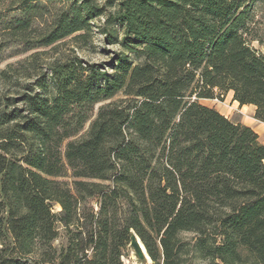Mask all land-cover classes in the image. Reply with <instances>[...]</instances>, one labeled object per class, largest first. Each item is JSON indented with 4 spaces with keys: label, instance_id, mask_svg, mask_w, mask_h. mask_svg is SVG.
Segmentation results:
<instances>
[{
    "label": "trees",
    "instance_id": "trees-1",
    "mask_svg": "<svg viewBox=\"0 0 264 264\" xmlns=\"http://www.w3.org/2000/svg\"><path fill=\"white\" fill-rule=\"evenodd\" d=\"M256 1H10V42L115 49L0 71V264H124L131 230L151 264H264V145L199 102L264 122Z\"/></svg>",
    "mask_w": 264,
    "mask_h": 264
},
{
    "label": "rangeland",
    "instance_id": "rangeland-1",
    "mask_svg": "<svg viewBox=\"0 0 264 264\" xmlns=\"http://www.w3.org/2000/svg\"><path fill=\"white\" fill-rule=\"evenodd\" d=\"M11 0H0V45H4V48L1 52V64L0 71L5 69L8 65H16L28 60L32 55H36L43 62L48 63L55 59H62L68 56H77L83 61L90 63H101L108 61V55L103 52V49L108 51H114V47H103L101 43L102 37L98 34L93 35V46H88L87 48H78L75 43L70 39L66 38L58 43H55L51 46H38L36 45V38H33L34 43L23 44L22 42H10L6 36L5 28L8 25V20L13 17H20V12L17 10H12L14 7L10 5ZM98 4H103L106 0H94ZM47 11L54 13L55 9L58 8V4H47ZM18 7V6H17ZM253 14V22L250 25L251 35L248 36L249 45L255 49L260 55L264 56V0H257L250 8ZM48 19V16H45ZM103 22V19H97L93 22V31H96L97 26ZM42 26V25H41ZM254 37L256 40L252 41ZM32 47L29 49V47ZM233 92H227L221 94L215 99H201L199 102L202 105H205L209 108L217 110L219 113L224 115L230 121L235 123L239 122V112L237 109L231 108ZM103 104H97L94 108V114H96L98 107ZM87 126L85 127V129ZM80 136V135H79ZM78 136V137H79ZM75 137L74 139H77ZM67 142V141H66ZM63 145V148L66 144ZM62 148V150H63ZM62 181L71 182L72 179L64 178L60 179ZM55 211H59V206L54 207ZM191 234L184 235V238L190 239ZM63 241L62 238L55 242V246H58ZM125 256L122 257L124 264L135 263L140 264L133 256V251L130 247L125 250ZM145 264H151L150 261H147Z\"/></svg>",
    "mask_w": 264,
    "mask_h": 264
},
{
    "label": "crops",
    "instance_id": "crops-1",
    "mask_svg": "<svg viewBox=\"0 0 264 264\" xmlns=\"http://www.w3.org/2000/svg\"><path fill=\"white\" fill-rule=\"evenodd\" d=\"M231 108L237 109L240 114L239 122L250 127L258 135L259 142L264 145V122L254 118L255 107L253 105L239 106L237 102L233 101Z\"/></svg>",
    "mask_w": 264,
    "mask_h": 264
},
{
    "label": "water",
    "instance_id": "water-1",
    "mask_svg": "<svg viewBox=\"0 0 264 264\" xmlns=\"http://www.w3.org/2000/svg\"><path fill=\"white\" fill-rule=\"evenodd\" d=\"M130 248L132 249L133 256L137 260V262H139L140 264H145L147 261L151 262L143 244L132 230L130 231ZM128 264L135 263L128 262Z\"/></svg>",
    "mask_w": 264,
    "mask_h": 264
}]
</instances>
